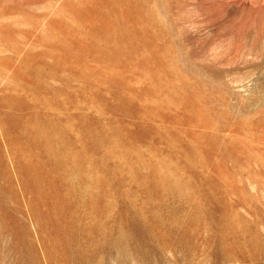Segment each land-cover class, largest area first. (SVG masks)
I'll use <instances>...</instances> for the list:
<instances>
[{
	"label": "rangeland",
	"instance_id": "374dc122",
	"mask_svg": "<svg viewBox=\"0 0 264 264\" xmlns=\"http://www.w3.org/2000/svg\"><path fill=\"white\" fill-rule=\"evenodd\" d=\"M0 264H264V0H0Z\"/></svg>",
	"mask_w": 264,
	"mask_h": 264
},
{
	"label": "bare ground",
	"instance_id": "6f19581e",
	"mask_svg": "<svg viewBox=\"0 0 264 264\" xmlns=\"http://www.w3.org/2000/svg\"><path fill=\"white\" fill-rule=\"evenodd\" d=\"M24 132L26 134V136H28L29 140H30V144L32 146H35L38 150H39V157L44 161V139L41 138V134L38 137H34L32 136V134L30 133V130L26 127L24 128ZM36 141L38 142V144L36 145Z\"/></svg>",
	"mask_w": 264,
	"mask_h": 264
}]
</instances>
